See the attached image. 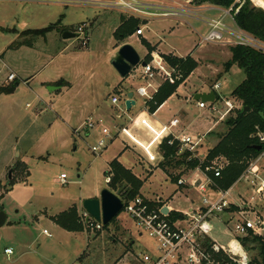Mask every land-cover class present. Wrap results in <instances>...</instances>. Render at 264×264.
<instances>
[{
	"label": "rangeland",
	"instance_id": "obj_1",
	"mask_svg": "<svg viewBox=\"0 0 264 264\" xmlns=\"http://www.w3.org/2000/svg\"><path fill=\"white\" fill-rule=\"evenodd\" d=\"M172 1L177 2L175 5H185L186 1L195 5V0ZM115 2L118 3V0H0V57L20 76V86L16 91L0 98V212L7 216L6 225L0 228V264H125L131 259V247L145 251L153 245L147 236L140 237L134 222L123 212L101 231L85 228L84 232H68L51 219L74 207L81 215L85 200L100 198L102 191L109 189L105 182L108 163L122 152L125 145L124 138L117 135V128L130 126L133 124L131 118L136 116L121 115L115 127L99 115L101 107L111 105L113 90L122 79L112 65L119 51L117 49L122 43H128L142 59L148 54L142 45L143 38L127 39L125 42L116 39L115 33L123 15L138 18L140 27H144V37L159 44L164 53L185 57L196 48L193 55L200 64L197 72L201 77L193 76L189 86H203L200 91H208L210 85L217 82V91L223 99L216 103L219 106L217 111L225 112V102L232 103L234 110L231 114L196 149L199 156L202 153L206 156L219 143L220 137L227 132L225 121L235 117L236 110H244L243 103L233 97L232 92L246 75L237 66L228 73L218 74L223 69V63L229 59V53L215 49L216 44L221 46L222 43L202 45V37L209 32L208 25H203V18H184L188 21L186 24L170 17L143 16L111 7ZM139 4L142 5L141 2ZM146 17L150 19L148 25L144 23ZM225 23L237 31L230 17H226ZM81 26H85L90 39L87 46L78 37L64 39L66 31L78 35ZM173 27L175 32L170 34ZM39 30L47 31L36 38L33 32ZM33 37L36 38L33 48L10 49L13 43L32 41ZM226 37L223 45L231 49L235 44L227 43L229 40ZM228 38L239 41L232 36ZM7 74L8 71H4L0 64V87L9 85L5 83ZM136 75L138 77V72ZM134 76L133 81L138 79ZM55 81L53 87L62 91H49L50 87H46V83ZM133 84L129 91L136 90L142 81L136 80ZM188 92L193 93L194 90L183 91L181 98H171L156 118L166 121L173 117L180 107L186 105ZM136 100L135 108L138 109L145 100L138 97ZM211 106L208 105L206 110H193L192 105L186 108L190 110L188 116L194 123L188 135H206L209 127L218 120L219 116L210 111ZM112 108V117L117 120L115 113L118 108ZM142 110L145 111V106ZM89 119L94 122L95 129L86 125ZM103 128L110 131L111 138L104 152L96 156L91 147L103 137ZM129 128L131 132L135 131L133 126ZM133 148L127 144L128 150ZM158 151L160 155V149ZM139 156L136 157V164L131 152H126L119 160L125 167L135 165V174L145 183L150 175H154L151 181L150 178L147 181L145 192L142 191L149 197H171L179 188L172 180L191 179L193 175L205 178L198 169L187 171L173 166L163 169L159 167L162 161L152 164L141 153ZM260 157L252 163L259 171L258 178L250 170L229 190L227 200L236 207L234 214L228 213L232 212L229 209L212 222V236L219 245L227 246L230 241L241 238L234 231L238 215H245L251 220L259 216L264 220V198L256 193L260 180L264 179V158ZM211 166L224 169L226 161L216 160ZM62 174L67 176V184H62ZM190 188L188 192L175 194L172 202L174 209L186 211L205 198L214 202L220 198L218 192L212 189L203 195L194 186ZM45 230L51 236L44 234ZM7 249L12 250V254L7 253ZM238 249L241 247L236 246L234 251ZM243 252L248 264L259 259L256 243L243 247ZM221 253L216 251L217 264H242L244 261L241 255L236 257L229 253V258ZM81 256L83 259L78 261Z\"/></svg>",
	"mask_w": 264,
	"mask_h": 264
},
{
	"label": "trees",
	"instance_id": "obj_2",
	"mask_svg": "<svg viewBox=\"0 0 264 264\" xmlns=\"http://www.w3.org/2000/svg\"><path fill=\"white\" fill-rule=\"evenodd\" d=\"M238 1L195 0L193 4L197 6L210 4L226 10L232 9L231 15L236 26L242 32L264 44V10L262 9L264 8V0H253L262 8L255 6L251 0ZM120 24L115 36L117 40L122 42H125V40L140 30L141 25L138 18L125 15L121 17ZM46 31H34L33 35L38 38ZM35 37H33L32 41L13 43L10 49H19L23 46L33 48ZM124 44L122 43V45ZM142 45L148 50V55L144 60L149 63L151 54L155 49L145 39H143ZM230 51L232 58L224 64V71L228 73L234 66L244 71L246 78L232 92V96L243 103V109L246 107L250 108L249 112L243 115V110H236L235 117H230L225 121L227 132L220 137L219 143L210 149L204 158L195 157L189 151L181 152L180 143L177 140H173L172 137L165 139L159 147L163 157L159 167H163V169L167 166H173L174 168H183L187 171L200 169L205 172L206 168L210 167L214 161L225 160L226 166L220 177H215L214 172H207V176L212 179L215 189L222 191L230 190L243 177L252 163L264 153V142H261L258 136L259 134L264 135V51L244 45H235ZM163 58L170 67L177 69L181 73L182 78L174 83L167 81L159 88L153 100L147 103V112L152 115L177 93L180 85L199 66L191 55L187 57L163 55ZM18 83L20 82L16 81L8 86H1L0 95L13 94L17 89ZM218 100L219 97L217 96L215 102ZM172 140L173 144L170 145L169 142ZM259 147H261V150H259ZM105 176L106 178L111 177V183L108 184L109 190L123 201L127 202L141 196L144 182L130 169L125 168L118 159L110 162L109 170L105 172ZM152 206L161 207L162 204L153 203ZM233 209H236V207L233 206ZM178 216L174 215V218ZM52 220L60 228L68 232H84L85 229L77 207L52 217ZM240 241L244 248H248L251 243H256L259 249V259H254L249 264H264V237L250 232L248 237L240 238ZM204 246L208 249L211 246L209 238L204 240ZM82 259L81 256L78 261Z\"/></svg>",
	"mask_w": 264,
	"mask_h": 264
},
{
	"label": "built area",
	"instance_id": "obj_3",
	"mask_svg": "<svg viewBox=\"0 0 264 264\" xmlns=\"http://www.w3.org/2000/svg\"><path fill=\"white\" fill-rule=\"evenodd\" d=\"M72 1L96 2L97 0ZM111 7H118L119 9L133 11L136 14L150 17H180L187 12L183 9L165 10L164 13H157V11L160 10H156L154 11L155 13H153L152 8L142 6L135 0H118V3L115 2L114 4H111ZM231 12L232 9H229L224 13L231 16ZM224 19V17L213 19L208 23L209 32L205 37H202V45L224 42V36L229 33V29L225 25ZM77 33L78 39L82 41L84 46H87L90 39L85 32V26L79 27ZM135 34L137 37L143 36L144 29L141 28ZM235 38L239 39V41H236V45L251 46L255 49L264 51V47L261 46L254 38L243 34H236ZM142 61L145 62L144 59H142ZM0 64L2 65V69H4V71H8L5 79L6 84L10 85L19 80L18 75L8 67L1 57ZM133 72H138V79L142 81V85L137 87L134 92V98L138 97L139 99L145 100L143 103L145 110H147V103L153 100L161 86L160 84H156L158 79H162L163 82L169 81L174 83L182 78L181 73L177 69L170 67L164 58L158 53H152L151 61L149 63L146 62V66H142L140 64ZM218 88L219 84L215 85V89L217 90ZM126 100H128L127 96ZM134 100L136 101V99ZM121 102L122 100L119 96L112 98V104L116 107H118ZM208 105V103L198 101V107L200 109H205ZM225 105L228 109L224 115H227L234 110L232 103L229 101H226ZM125 107L126 105L124 104V108ZM178 122V120L172 121V127L177 126ZM86 125L91 129H95V124L91 119L86 121ZM125 129V127H118L117 134ZM102 134L103 137L91 147V152L96 156H99L104 152L107 148L109 139L111 138V133L107 128H103ZM258 136L261 141L264 142L263 135L259 134ZM173 140H177L180 143L181 152L189 151L197 157L199 155L196 153V149L201 146L204 141V137L183 136L173 138ZM173 140L169 142L170 145L173 144ZM260 158H264V153ZM222 170L223 168L221 166H210L206 168L205 172L198 169V171L202 172L205 177L203 182H200V185L198 186V190L203 195L207 194L208 190L215 189L212 179L207 176V172H214L215 177H220ZM250 170L251 173L255 174L258 178L257 174L259 171L255 164H252L251 169H248L247 173H250ZM245 174L243 175V178L245 177ZM60 179L62 184H67V176L65 174H62ZM105 182L107 185L111 183V177H107ZM197 182V180L194 181L193 185H196ZM183 183L184 181H179V184L182 185ZM215 190L218 192L220 197L217 201L214 202L205 198L202 201V207L190 210L185 215H180L175 218L172 217L171 214L174 211H171L170 208H168V213H163L164 208L167 207L164 206L160 200L157 202L150 201L141 196L127 202L122 200L124 204L122 212L134 222L140 233V237L143 238L144 236H147L153 242L151 248L145 249V251H137L134 246L131 247V259L125 262V264H217L215 259L216 251L222 252L227 256H230L229 253H232L237 257L238 253L233 250L232 244L236 242L243 249L240 238L230 241L227 246L219 245L216 241L210 239L212 238L213 233L211 218L219 216L215 214L223 213L227 209H230L231 205L227 200L229 190ZM256 193L264 198V179L260 180ZM153 203H161L162 206L153 207ZM80 218L87 230L101 231L104 229L103 223L97 222L85 210L81 212ZM234 231L238 237L241 238L248 237L250 232H253L257 236H263L264 220L259 216H257L255 220H251L246 218L245 215H239V218L235 223ZM44 234L51 236L47 230L44 231ZM206 238L211 240V246L209 249L204 246V240H206ZM6 252L12 254V250H7ZM229 258H231V256ZM245 258L242 264H248L247 257Z\"/></svg>",
	"mask_w": 264,
	"mask_h": 264
},
{
	"label": "crops",
	"instance_id": "obj_4",
	"mask_svg": "<svg viewBox=\"0 0 264 264\" xmlns=\"http://www.w3.org/2000/svg\"><path fill=\"white\" fill-rule=\"evenodd\" d=\"M107 1V0H105ZM137 2H141L142 5L148 7V8H152L153 11H156V10H183L185 9L187 12L180 16V17H170V18H173V19H176L177 21H180L181 20L188 24V21L184 20V18H189V19H194V20H200L201 18H203L204 20L202 21L203 22V25L205 26L208 25V23L213 20V19H218V18H225L226 17H230L231 19V22L235 25L237 31H235L230 25H227L225 23V25L227 26V28L229 29V33L227 34V37H226V40H229L227 41V43H231V42H234V44L236 45L237 42L234 41V40H230L228 38V36H232L233 39L235 38V35L236 34H243V35H247L251 38H254L244 32H242L235 24L234 20H233V17L232 15L231 16H225L224 12L226 11L225 8H221V7H217V6H214V5H210V4H204V5H201V6H195V5H191V2L190 1H186L185 2V5L184 4H176L177 2H173L172 0H160V1H157V0H135ZM92 6H95V4H92ZM259 8H262L260 6H257ZM159 8V9H158ZM155 9V10H154ZM264 10V8H262ZM169 18V17H168ZM146 21L144 22L145 24L147 23V25L149 24L150 22V19L149 17H146ZM171 19V20H173ZM225 19H224V22H225ZM147 27V26H146ZM144 27H140V29ZM175 27H173L172 29H170L169 33L170 34H173L175 31H174ZM195 29V28H194ZM196 30V29H195ZM134 39V38H138L140 40V38L142 39H145L148 41V43L154 47V52L152 53H155V52H159L162 56L163 55H171V56H176L174 53H164L161 51V48L159 46V44H155L153 42H151L147 37H144L143 36H139L137 37L136 34H134L133 36H131L130 38L128 39ZM255 39V38H254ZM257 42L260 43L261 46L264 47V44L261 43L259 40L255 39ZM128 44V43H126ZM221 44V43H220ZM125 45V44H124ZM123 45H121L122 47ZM120 47V48H121ZM215 49L219 50L220 52H222V50H225V52H228L229 53V59L223 63V65L225 63H227L229 60H231L232 58V53L230 51V48L226 47L225 45H222L219 46L218 44H216V47ZM119 50V49H117ZM196 51V48L191 51L187 56L191 55V57L199 64V62L197 61L196 57L193 55ZM173 54V55H172ZM148 55V54H147ZM185 56V57H187ZM179 57V56H177ZM4 61V60H3ZM5 62V61H4ZM200 66V64H199ZM199 66L198 68L190 75L189 78H187V80L182 84L180 85V87L178 88L177 90V93L172 96L171 98L173 97H178V98H181L182 97V92L184 91V93H187V91H192L194 90L193 93H189L186 94L185 96V102H186V105L182 106L179 108V110L174 113L173 117H171L170 119H167L166 121H161L159 119L156 118V116L164 109L165 105L167 104V102H165L160 108L159 110L155 113V114H149L147 112V110H142L143 109V106L144 105H141V107H139L138 109H136L135 107H137V102L138 100H136V105L132 107V109L130 111H127L126 107L124 108V104L126 105V96L128 98V95L129 93H134L135 89L134 90H131L129 91V88L134 84L133 82H135L136 80H139V79H136L133 81V77L132 75L137 77L136 75V72H132V74L127 78V79H121L119 80V82L117 83V86L114 88L113 90V94H112V97H111V105H109L108 107H101L100 108V111H99V115L104 118V120H106L107 123H110L112 125H116L117 126V123L119 121V117L121 119V115L123 116L124 114L128 117H132L133 115H136L134 116V118H131V124L130 126L128 125V127H125L126 129L123 131H121L120 133H118L117 135H121V139H123V142L125 145H123V150L120 154H118V156L115 159H118L123 155L125 154L126 152H131L133 157H134V163L136 164L137 162V158H140L139 154L141 153L143 155V157L149 161L150 163L152 164H155V163H158V162H161L163 160V157L161 156V154L159 155V147L160 145L162 144V142L167 138V137H172V138H176V137H183V136H189V137H196L195 135H188V132L192 129V126H193V121H191L189 119V116H188V106L189 105H192V108L193 110L195 108L197 109H200L198 107V101H196V96L198 94H203V93H206V94H210V93H215L216 94V97L220 96V99L217 101V102H214L212 103V106L210 107V111L212 113H216V115L219 116L218 120L215 121L212 126L209 127L206 135H200V136H204V138H206L210 133H213L217 128L218 126L221 125V123L231 114V112L227 115H224L225 112L227 111V106H224L223 108H226L225 112L223 111H217V107H219L218 105H216V103L218 102H221L223 99H222V96L218 93V91L215 89V85H217L218 83L216 82V84H214L213 86L210 85V89L208 91H200L201 88H203V86L201 87H197L195 85H192V86H189V83L192 81V78L193 76H197L198 78H200L201 76L198 74V69H199ZM8 67L13 71L15 72L9 65ZM16 73V72H15ZM225 73L224 71V66H223V69H220L219 70V73L218 74H223ZM17 74V73H16ZM219 75V77L221 76ZM134 76V77H135ZM131 77V79H129ZM138 78V77H137ZM18 79L20 80V76H18ZM129 79V81H128ZM18 80V81H19ZM140 81V80H139ZM158 84L157 85H163L165 82L162 81V79H158ZM57 81L55 82H49V83H46V87H53L54 84L56 83ZM160 86V87H161ZM60 87V86H59ZM194 87V88H192ZM18 88V87H17ZM62 88V87H61ZM57 91H62V90H57ZM4 96V95H0V98ZM6 96V95H5ZM115 96H119L120 99L122 100L121 104L116 107L112 104V98L115 97ZM170 98V99H171ZM136 99V97L134 98ZM169 99V100H170ZM168 100V101H169ZM194 103V104H192ZM210 105V104H209ZM216 105V107H215ZM112 107L114 108H118V111L116 114V119L115 120V117H112L113 115V111H112ZM208 108V107H207ZM207 108L205 109H200V110H206ZM135 109V110H133ZM209 109V108H208ZM124 111V113L122 114L121 112ZM130 114H127L129 113ZM132 113V114H131ZM175 120H178V125L177 126H174L172 127L171 123L172 121H175ZM137 124V125H136ZM115 126V127H116ZM133 126V128H135V131L133 130V132H131V129L129 127ZM137 126V127H136ZM206 140V139H205ZM127 144L129 146H133L134 148L133 149H130L128 150L127 149ZM200 150V149H199ZM137 157V158H136ZM159 157L161 158L160 161H159ZM200 157L201 158H204L205 155L204 153L200 154ZM113 161V160H112ZM111 161V162H112ZM120 161V160H119ZM122 164V162H120ZM109 164L110 162L108 163V169H109ZM124 166V164H122ZM125 167V166H124ZM127 169H130L134 174L137 170V168L135 167V165H133V167L129 168V167H125ZM159 170V169H157ZM156 170V171H157ZM155 171V172H156ZM154 172V174H155ZM136 175V174H135ZM149 175V174H148ZM138 178H140L138 175H136ZM154 175H150V181L151 179L153 178ZM196 176L195 179H193V177ZM193 177L191 179H176V181H171L172 183H177L179 188L176 190L175 193H173L171 195V197L167 198V199H164L163 197H160L159 195L158 196H152V197H149L148 195H146V193H144L145 191V188L148 186L147 184V181L149 180V178H147V181L146 183L144 182V186L143 188L141 189V197L147 199V200H150V201H158L160 200L162 202V204H164V206H166L167 208H170L171 211H174L171 215L172 217L174 218V215H185L188 211L190 210H194V209H197L199 207H202V202L197 205L196 207H189L188 210L186 211H182V210H178V209H174L173 206H172V202L174 201V197H175V194L176 193H179V192H188L187 190H190L193 186H194V189L198 190L197 187L198 185L200 184V182H203V178H199L197 177V175H193ZM141 179V178H140ZM170 179V178H168ZM141 180H144V179H141ZM182 180L184 181V183L181 185L179 184V181ZM197 180L198 182L196 183V185H193V181ZM240 181V180H239ZM190 182V183H189ZM238 183V182H237ZM181 187V188H180ZM183 187V188H182ZM185 187H189V188H185ZM144 191V192H142ZM213 192H216L215 189H212ZM200 194H202L200 191H199ZM150 195V194H149ZM97 198V197H96ZM191 201V200H190ZM193 204L195 203L194 200H192ZM231 204V203H230ZM233 204L230 205V209L232 210V212H228V213H232L234 214V210H233ZM237 206V205H236ZM229 210V209H227ZM227 210L225 212H227ZM179 213V214H177ZM221 214V213H219ZM219 214H215V215H219ZM54 217V216H52ZM51 217V219H52ZM182 217V216H181ZM219 216H214L211 218V223L213 221H216V219L218 218ZM234 216L231 217V219H233ZM238 218H239V215H238ZM230 219V220H231ZM213 225V224H212ZM59 227V226H58ZM62 229V228H61ZM213 231H214V225H213ZM213 234V233H212ZM211 240L213 241H217L215 238H210ZM219 244V243H218ZM228 244V243H227ZM234 245V244H233ZM232 245V246H233ZM8 250V249H7ZM243 250V249H242Z\"/></svg>",
	"mask_w": 264,
	"mask_h": 264
},
{
	"label": "water",
	"instance_id": "obj_5",
	"mask_svg": "<svg viewBox=\"0 0 264 264\" xmlns=\"http://www.w3.org/2000/svg\"><path fill=\"white\" fill-rule=\"evenodd\" d=\"M63 37L67 40L77 38L78 35L66 31ZM140 64L146 66V62L142 61L140 54L130 44L123 45L119 49L116 58L112 61L114 69L122 79H127ZM19 86L20 83L17 84V87ZM57 89L58 88L50 87L49 91H56ZM215 99L216 94L213 92L210 94H198L195 100L212 104L215 102ZM135 105L134 93H129L128 100L126 101L127 111H130ZM249 110L250 108L248 107L244 108L242 114L245 115ZM259 150H261V147H259ZM123 208L124 204L122 199L109 189L103 190L100 198L88 199L83 203V210L97 222H102L105 227L110 225V223L122 213ZM163 213H168V208H164ZM6 223L7 216L3 212H0V228L4 227Z\"/></svg>",
	"mask_w": 264,
	"mask_h": 264
},
{
	"label": "bare ground",
	"instance_id": "obj_6",
	"mask_svg": "<svg viewBox=\"0 0 264 264\" xmlns=\"http://www.w3.org/2000/svg\"><path fill=\"white\" fill-rule=\"evenodd\" d=\"M236 246L238 247L239 245H238V243L234 242V245L232 246L233 250H234V248H235ZM239 247H240V246H239ZM236 253H238V255H241V256L244 257V258L246 257V255H245V253L243 252L242 248H241V249H238ZM245 259H246V258H245Z\"/></svg>",
	"mask_w": 264,
	"mask_h": 264
}]
</instances>
